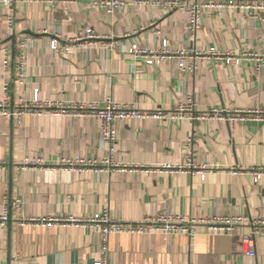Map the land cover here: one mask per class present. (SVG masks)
Returning <instances> with one entry per match:
<instances>
[{"label": "crops", "instance_id": "crops-1", "mask_svg": "<svg viewBox=\"0 0 264 264\" xmlns=\"http://www.w3.org/2000/svg\"><path fill=\"white\" fill-rule=\"evenodd\" d=\"M94 0L70 3L16 0L0 2V45L10 51L11 68L0 56V102L9 84V105L20 101L98 104L108 100L143 111L172 113L193 96L197 111L264 110V12L226 10L204 14L195 34L189 14L168 12L157 4L125 0L116 15L94 9ZM193 3L201 0H184ZM215 1V0H204ZM253 2L254 0H237ZM12 12L14 29H8ZM100 36L81 46L86 27ZM29 38L26 78L18 80L19 42ZM58 39L69 51L55 52ZM113 43L115 48L109 46ZM166 42L172 51L218 50L252 54L241 65L196 63L194 73L180 71L175 59L155 65L127 53L138 43L149 49ZM125 51H124V48ZM112 146L100 139L90 116H27L21 124L0 116V215L12 220L0 227V264H97L101 245L94 229L71 224H22V218L85 220L108 210L124 223L159 215L191 219L244 216L264 221V120H127L117 124ZM194 140V159L208 172L203 180L189 172L168 170L185 161L186 142ZM112 158L123 169L78 171L65 160ZM39 162L22 168L25 162ZM236 170V173H233ZM19 203L20 212L15 204ZM19 213V214H18ZM19 216V219H18ZM250 225L211 233L200 225L193 235H112L106 264H264V236L256 239V257L243 250Z\"/></svg>", "mask_w": 264, "mask_h": 264}, {"label": "built area", "instance_id": "built-area-1", "mask_svg": "<svg viewBox=\"0 0 264 264\" xmlns=\"http://www.w3.org/2000/svg\"><path fill=\"white\" fill-rule=\"evenodd\" d=\"M30 2L46 1L51 3H70L73 0H28ZM4 6L12 9L16 3V0H0ZM139 4H157L162 6L168 12L176 10H184L189 14L188 29L191 34L195 35L201 28L200 22L204 14H216L218 16L223 15L226 10H252L256 15L264 12V1L253 2H240L237 0H215V1H197L188 3L184 0H137ZM90 6L94 9H99L106 12L109 15H116L125 6V0H94ZM8 29L12 30L15 26V20L12 12H9L7 16ZM100 40V36L90 26L86 27L84 33L75 40L78 45H85L86 43L96 42ZM29 38L25 37L19 42L18 52V80L23 83L26 78V60L28 58V46ZM111 48H115L112 42L109 44ZM50 48L55 51H69L70 45L61 46L58 39H54L50 43ZM124 48V47H123ZM125 51V48H124ZM127 53L137 55L146 60L147 65H155L156 62H160L164 59H175L179 66L180 71L183 73H194L196 69V63L199 61H211L215 66L222 65H241L246 61H252V54L236 55L233 52H221L218 50H206V51H172L166 42H163L161 48L149 49L140 46L138 43L129 45ZM0 56L3 58V66L6 72L11 68L10 51L3 45H0ZM264 61V59H260ZM264 66L261 63L257 64V68ZM9 84H5V97L0 102V116H3L7 120L15 121L17 124H21L27 116H90L94 118L100 126V139L104 144L112 146L118 139L117 124L127 120H146L156 119L164 121H182L189 119L191 121L197 120H211L220 119L228 122H237L245 120H264V110L256 111H234L229 112L225 110L212 109L206 113H199L197 111V103L193 96L186 98V101L174 110L172 113H165L161 110L152 112L143 111L134 105L130 104H118L112 100H108L104 107H100L98 104H83L73 103L68 105L57 104L54 102H41L36 96L32 102L20 101L14 108H10L9 105ZM194 140L190 138L186 142L185 161L179 166H167L168 170H178L189 172L191 175H198L203 180L208 172V166L199 164L194 159ZM39 162H25L22 168H28L29 166H36ZM62 165L69 167L73 170H95L98 172H106L110 170L123 169L120 165L116 164L112 158H108L103 161L88 160L84 158H76L74 160H65ZM233 173H236L234 170ZM255 181L258 182L262 176H264V170L255 171L253 173ZM17 210L20 212L19 203L15 204ZM19 214V213H18ZM19 219V216H18ZM10 220L8 215H0V227L6 229ZM22 224H35V225H50V224H71L77 226H84L94 229L100 239L101 245V261L97 264H106L108 254V242L112 235H143L150 232L164 233L166 235H173L183 233L187 235H193L197 226L203 225L207 227L211 233L219 232H231L238 226L250 225L253 229L251 233L246 237L244 246L242 247L245 254L250 257H256V239L264 236V221L252 222L244 216H219L213 218L203 219H191L187 216L181 215H159L156 217H150L143 221L124 223L110 215L108 210L95 214L92 218L79 220L76 218H63V219H34V218H22L20 220Z\"/></svg>", "mask_w": 264, "mask_h": 264}, {"label": "water", "instance_id": "water-1", "mask_svg": "<svg viewBox=\"0 0 264 264\" xmlns=\"http://www.w3.org/2000/svg\"><path fill=\"white\" fill-rule=\"evenodd\" d=\"M254 1H264V0H254Z\"/></svg>", "mask_w": 264, "mask_h": 264}]
</instances>
